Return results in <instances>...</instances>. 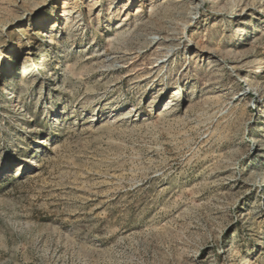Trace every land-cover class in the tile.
<instances>
[{
	"label": "rangeland",
	"instance_id": "374dc122",
	"mask_svg": "<svg viewBox=\"0 0 264 264\" xmlns=\"http://www.w3.org/2000/svg\"><path fill=\"white\" fill-rule=\"evenodd\" d=\"M110 1L0 0V264H264V0Z\"/></svg>",
	"mask_w": 264,
	"mask_h": 264
},
{
	"label": "bare ground",
	"instance_id": "6f19581e",
	"mask_svg": "<svg viewBox=\"0 0 264 264\" xmlns=\"http://www.w3.org/2000/svg\"><path fill=\"white\" fill-rule=\"evenodd\" d=\"M171 1H175V0H171ZM180 3H178V5H180L178 8V14L182 15L184 18H189L188 21L194 19V17L190 16V14H192V10H199L203 5H205L206 3H208L207 0H204L203 2H198V0H179ZM115 2H117V0H111L110 1V5L109 8L112 6V4H114ZM95 4H92V6H94ZM93 8V7H92ZM109 11V10H108ZM30 12H22L20 13L16 20H22L24 15H28ZM54 18V16L51 17V20ZM187 22V20H186ZM33 28V26H32ZM50 32V31H49ZM50 35H48L49 39H52V32L49 33ZM167 40V39H166ZM172 40V39H171ZM159 43V40H156V38H152L150 40V45H156ZM161 43V42H160ZM159 43V44H160ZM29 60H33L32 56L29 58ZM33 65V64H32ZM20 70L22 72L21 77L24 78L30 74H33V70L29 68V64L28 63H23L20 66ZM245 76V75H244ZM241 78L243 77L242 75L240 76ZM239 264H245L243 261H240Z\"/></svg>",
	"mask_w": 264,
	"mask_h": 264
}]
</instances>
